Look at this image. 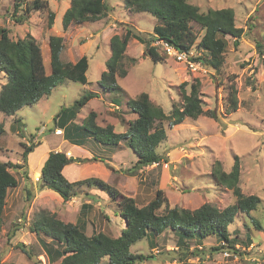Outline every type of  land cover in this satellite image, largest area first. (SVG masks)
<instances>
[{"label": "rangeland", "instance_id": "374dc122", "mask_svg": "<svg viewBox=\"0 0 264 264\" xmlns=\"http://www.w3.org/2000/svg\"><path fill=\"white\" fill-rule=\"evenodd\" d=\"M106 1L110 6L106 16L95 22L71 26L68 30H64L62 20L71 0H48L47 9L31 13L23 23L18 19L26 16L25 11L17 10L14 0L0 1V27L9 28L14 39L33 34L41 44L48 73L51 72L49 38L53 34L65 39L62 60L75 63L83 55L89 58L88 82L65 79L49 96L24 106L15 115L0 114L6 129L0 136V161L22 166L11 169L18 185L7 192L0 242L3 260L14 264H33L40 260L44 264L45 259L49 264L45 247L28 240L34 233L32 226L36 216L43 210L56 213L65 222L75 223L80 217L86 218L89 234L104 230L118 236L125 226V221L115 212L117 204L102 190L83 186L78 195L65 201L59 193L41 187V168L53 150L84 159L63 168V174L70 181L99 177L122 194L134 197L140 205L147 204L156 191L162 189L171 208L196 209L204 203H212L223 209L234 204L237 197L233 189L219 185L212 170L220 162L223 170L231 172L238 163V184L242 192L258 195L261 202L250 213H239L229 225L228 231L237 242L236 249L221 243L216 236L203 241L194 237L187 239L190 253L181 260V255L173 251L178 249V237L172 229L155 235L153 246L145 237L131 249L135 253L156 256L136 264H264V0H190L201 12L232 7L236 26L244 28V34L237 42L233 36L226 35L227 48L221 68L216 70L200 61H197L200 68H192L170 56L155 62L149 55H144L145 45L131 38L127 54L137 61L129 65L128 75L119 79L122 90L111 92H105L99 80L111 54L112 35L122 33L126 25L148 35L158 20L151 14L130 10L124 0ZM51 12H54L52 26ZM193 27L198 38L190 52L194 56L204 55L207 51L196 47L203 30L198 24ZM4 75L0 70V86L7 81ZM197 81L200 82L203 108L217 111L219 120L202 114L197 119L187 117L173 126L167 124L168 136L157 149L164 156L162 162L145 166L135 174L128 170L136 156L126 143L112 148L89 139L74 151L68 149L72 143L64 138V132L54 129V117L64 107H71L87 92H96L99 97L81 107L73 124L82 125L89 112L95 110L97 123H111L117 132H124L127 121L136 118L127 104L128 99L146 91L153 102L169 112L174 103L183 101L180 86L186 83L189 92ZM233 88L237 90L240 104L236 111L227 113L228 95ZM26 146H34V150L25 158ZM90 157V160L86 159ZM83 203H92L93 208L88 214L81 215ZM20 227L19 241L10 238V233ZM21 243L32 253L39 254L37 259H29L17 246ZM51 244H55L54 241ZM221 246L224 248L213 250ZM194 251L198 254H193ZM107 260L105 258L103 262Z\"/></svg>", "mask_w": 264, "mask_h": 264}, {"label": "trees", "instance_id": "16d2710c", "mask_svg": "<svg viewBox=\"0 0 264 264\" xmlns=\"http://www.w3.org/2000/svg\"><path fill=\"white\" fill-rule=\"evenodd\" d=\"M124 3L136 13L151 14L156 17L158 23L148 35L147 32L135 30L134 27L127 25L122 33L112 35L111 54L99 80L105 92L122 90L119 79L127 76L130 71L129 65L137 61L135 57H129L127 54L131 38L145 45L144 55H149L155 62L162 61L167 55L160 52L158 47L152 46V40L157 37L164 38L180 50L189 52L198 38L193 24H198L203 30V35L196 47L207 52L199 56L192 54L191 57L194 61H200L203 65L219 70L224 63L226 35L233 36L237 42L244 34V28L236 26L235 10L232 7L201 12L199 6L191 3L190 0H124ZM14 5L17 10L25 11L26 16L18 19L21 23L26 21L31 13L49 7L48 0H14ZM109 10L110 6L106 0H71L70 7L63 15V28L68 30L71 26L85 21H98L106 16ZM53 20L54 12H51V26ZM10 32L9 28L0 27V70L5 73V78L7 77V81L0 86V114L15 115L24 106L37 103L49 96L65 79L88 82L86 74L89 68L88 56H81L75 63L62 60L65 41L63 36L53 34L49 38L51 72L48 73L39 40L31 33L23 38L14 39ZM258 45L261 47L260 44ZM180 88L183 101L180 104L174 103L169 112L162 105L153 102L146 91L128 99L127 104L136 114V118L127 121V129L124 132H117L111 123L106 125L97 123L98 113L95 110L89 112L82 125L73 124L81 107L92 98L99 97L96 92H87L75 100L71 107H64L54 117L55 126L63 130L65 139L79 146L85 145L89 139L112 148L121 146L122 142L126 143L136 156L132 168L128 170L129 173L135 174L145 166L162 162L164 156L157 149L168 136L167 124L173 126L183 122L187 117L197 119L202 114H208L219 120L217 111L203 108L199 81L191 86L189 92L186 83ZM227 101V113L239 108L240 101L236 89L229 91ZM5 132V125L0 121V136ZM33 150L34 146H26L25 158ZM82 160L84 159L68 156L65 151H50L41 168L39 177L41 187L59 193L65 201L78 195L83 186L102 190L113 203L117 204L115 212L125 221V226L118 236L104 230H96L89 234L86 231V218L80 217L75 223L65 222L58 218L56 213L43 210L36 216L32 231L41 237L50 238L51 241H45L42 246L45 247L48 262L51 264L140 263L156 256L135 253L131 249L132 246L145 237L153 246L154 236H160L168 229L174 230L177 234L178 249L173 251L181 255L179 257L181 260L190 253V243L187 239L194 237L203 241L209 236H216L221 243L230 244L229 247L236 249L237 242L228 231L229 225L239 213H250L257 209L261 202L258 195H245L242 192L238 184L240 176L238 163L234 164L231 172L223 170L220 162H217L219 166L212 170L219 185L233 189L237 197L234 204L221 209L212 203H204L196 209H187L169 207L162 189H158L155 197L147 204L140 205L134 197L122 194L99 177L68 180L63 174V168ZM19 167L22 166L0 161V242L7 192L18 185V179L11 169ZM92 208V203H83L81 215L88 214ZM254 223L257 227H261L257 221ZM14 235L11 232L9 237ZM52 241L55 244L52 245ZM17 246L29 259H37L39 256L32 253L24 243ZM222 248L224 246L214 247L213 250ZM192 253L198 254L195 251ZM105 258L108 260L103 262ZM0 264L14 263L4 261L0 254ZM33 264L42 263L40 260H35Z\"/></svg>", "mask_w": 264, "mask_h": 264}, {"label": "built area", "instance_id": "2783aa9c", "mask_svg": "<svg viewBox=\"0 0 264 264\" xmlns=\"http://www.w3.org/2000/svg\"><path fill=\"white\" fill-rule=\"evenodd\" d=\"M151 45L158 47L157 49L167 56L173 57L177 61L184 62L188 67L200 68V63L192 59L190 51L180 50L167 39L157 37L152 40Z\"/></svg>", "mask_w": 264, "mask_h": 264}, {"label": "crops", "instance_id": "0c3cea01", "mask_svg": "<svg viewBox=\"0 0 264 264\" xmlns=\"http://www.w3.org/2000/svg\"><path fill=\"white\" fill-rule=\"evenodd\" d=\"M104 71V70H103ZM102 71V72H103ZM5 76V75H4ZM59 129L60 131L62 130L60 127H54V129ZM62 132H63V130H62ZM64 134V133H63ZM57 135H60V134H57ZM67 140V139H66ZM61 144H64V142H63V140H61ZM77 148H78V145H75V144H72V145H70V147H68V149H74V151L75 150H77ZM47 158V157H46ZM46 160V159H45ZM45 189H47V188H45ZM95 190H97V191H100V190H98V189H95ZM25 230V229H24ZM33 232V231H32ZM21 233H22V229H21V227L14 233L15 235L13 236V238H15V239H17V241H19L18 240V238H19V236H21ZM32 235L30 236V237H28V240H31L33 243H37L38 245H40V246H42V244H44L45 243V241L46 242H50V240H45V238H43V237H41L40 235H37V233L36 232H34V233H31ZM24 236V235H23ZM12 238V237H11ZM50 239V238H49ZM22 241H23V239H22ZM24 243H28L27 242V240H24L23 241ZM44 264H47V262H46V260L44 259ZM49 264H51V263H49Z\"/></svg>", "mask_w": 264, "mask_h": 264}]
</instances>
